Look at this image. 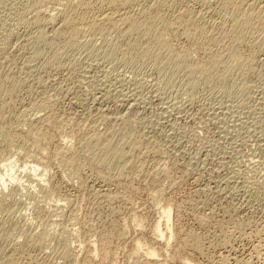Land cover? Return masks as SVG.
<instances>
[{
	"label": "rangeland",
	"instance_id": "rangeland-1",
	"mask_svg": "<svg viewBox=\"0 0 264 264\" xmlns=\"http://www.w3.org/2000/svg\"><path fill=\"white\" fill-rule=\"evenodd\" d=\"M131 1L0 0V264H264V0Z\"/></svg>",
	"mask_w": 264,
	"mask_h": 264
},
{
	"label": "bare ground",
	"instance_id": "bare-ground-1",
	"mask_svg": "<svg viewBox=\"0 0 264 264\" xmlns=\"http://www.w3.org/2000/svg\"><path fill=\"white\" fill-rule=\"evenodd\" d=\"M68 1V0H67ZM75 1V0H74ZM107 1V0H106ZM251 1H253V0H224V2H225V4L226 5H228V6H232V5H236V6H238V9H239V11L240 10H242V9H244V7L241 9V5L243 6L244 4H246V6H247V8H245V9H247V10H244V12L241 14L240 12H238V11H235V14H237V15H244L245 16V18H247V22H250L252 19H253V17H254V13H252L251 11V13L248 11L249 9H248V7L249 8H253L252 7V4H253V2H251ZM52 2V1H51ZM70 2V1H69ZM78 2H79V7H81V6H83L84 5V7L85 6H89L88 4H90V2H91V0H78ZM108 2L110 3V5L112 4V5H116V7H117V5L120 7V6H126L127 4H131V0H108ZM134 2V1H133ZM106 3V2H105ZM68 4V3H67ZM74 4V3H73ZM73 4H71V5H73ZM76 4H77V2H76ZM81 4H83V5H81ZM134 4V3H133ZM108 5V4H107ZM37 6V5H36ZM123 6V7H124ZM64 7H66V6H64ZM76 7V6H75ZM126 7H128V6H126ZM67 8V7H66ZM65 8V10H70V9H72V8H70V6H69V8L70 9H66ZM77 8V7H76ZM112 8V7H111ZM113 8H114V6H113ZM151 8V7H150ZM36 9V8H35ZM58 9V8H57ZM60 9V8H59ZM62 9V8H61ZM73 9H75L74 8V5H73ZM115 9V8H114ZM118 9V8H117ZM141 9V8H140ZM144 9V8H143ZM149 8H147V10H148ZM64 10V9H63ZM64 10V11H65ZM153 10V9H152ZM251 10V9H250ZM42 11V10H41ZM61 11V10H60ZM71 11V10H70ZM143 11V10H142ZM144 11H146V10H144ZM149 11V10H148ZM59 12V11H58ZM151 12V9H150V11H149V13ZM182 12V11H181ZM186 12V11H185ZM242 12V11H241ZM60 13V12H59ZM106 13V12H105ZM121 13V12H120ZM126 13V12H125ZM125 13H124V15H123V13H122V15H123V17L121 18L119 15H121V14H119L118 15V17H119V21L121 22L122 21V19H124L125 21H127L129 24H128V29H130L129 30V33H130V31L132 30V32H133V30H135L137 27L141 30H139L142 34H144L146 37H148V35H153L156 31H159L160 30V28L159 27H162V26H159V25H161V24H165L164 23V21H161V20H159V19H157V17H155L156 19L154 20V21H144L143 23H142V27L140 28V26H141V24H139L138 25V23L136 22V20H134V18H132V17H129V14H127L128 15V17L125 15ZM148 14V12L146 11L145 12V14ZM240 13V14H239ZM61 14V13H60ZM65 14V16H64V25L66 24V25H68V26H70L69 28L70 29H76V26H75V24H74V21H73V18L70 16L71 14H70V12L68 13L67 12V14H70V15H67L66 13H64ZM191 14V13H190ZM52 15V14H51ZM50 15V20H52V19H54V14H53V16H51ZM63 15V14H62ZM61 15V16H62ZM110 15V14H109ZM121 15V16H122ZM185 15V14H184ZM232 15V14H231ZM253 15V16H252ZM73 16V15H72ZM112 16V15H111ZM149 16H151V15H149ZM182 16H183V14H182ZM187 16V15H186ZM105 19H111V20H114V19H112V17H109L108 15H105ZM179 17V16H178ZM180 17H181V15H180ZM179 17V18H180ZM115 18V17H114ZM120 18H121V20H120ZM179 18H177L179 21H180V23L182 22V19L180 20ZM183 18H184V16H183ZM187 18H189L188 16L185 18L186 20H187ZM237 18H238V16H237ZM240 19H241V17H239ZM104 19V18H103ZM109 19V20H110ZM152 19H154V16H153V18ZM234 19V18H233ZM108 20V21H109ZM110 20V21H111ZM188 20H191V19H188ZM235 20H238V19H236L235 18ZM53 21V20H52ZM109 21V23L110 24H112L111 22ZM119 21H117L116 19H115V22H119ZM125 21L124 22H122V23H124V25L126 24L125 23ZM184 21V20H183ZM245 22H246V19L244 20ZM49 22V21H48ZM96 21H94V23H95ZM107 22V21H106ZM160 22V23H159ZM238 23L240 22V21H237ZM236 22V23H237ZM241 22H243V17H242V20H241ZM93 23V24H94ZM114 23V22H113ZM92 24V25H93ZM91 25V26H92ZM95 25H96V23H95ZM95 25H93V26H95ZM107 25V24H106ZM115 25V24H114ZM123 25V26H124ZM167 25V24H166ZM165 25V26H166ZM235 25V24H234ZM62 26V25H61ZM127 26V25H126ZM232 26V25H231ZM66 27V26H65ZM96 27H97V25H96ZM112 27V26H111ZM121 27V26H120ZM59 28V27H58ZM100 28H101V26H100ZM159 28V29H158ZM63 29V28H62ZM64 30V29H63ZM58 31V30H57ZM56 31V32H57ZM126 31H127V28H126ZM136 31V30H135ZM138 31V32H139ZM60 32V31H59ZM124 32V31H123ZM131 32V33H132ZM137 32V33H138ZM139 32V33H140ZM40 33V32H39ZM38 33V34H39ZM41 33H42V31H41ZM40 33V34H41ZM140 33V34H141ZM38 35V36H40V39L41 40H43L44 39V36L43 35ZM156 34V33H155ZM155 34H154V39H155V42H157V43H164V40L162 39V38H158V37H156L155 36ZM158 35V34H157ZM56 37V36H55ZM141 37V36H140ZM152 37V36H151ZM150 37V38H151ZM39 38V37H38ZM149 38V39H150ZM152 38V39H153ZM148 39V38H147ZM148 39V40H149ZM45 40V39H44ZM154 42V41H153ZM128 44H130V43H128ZM131 45V44H130ZM112 47V46H111ZM132 47V46H131ZM117 48V47H116ZM129 48H130V46H129ZM109 49V48H108ZM114 50L115 49V46H114V48L112 47L111 49H109V51H110V53L112 52L111 50ZM116 50H118V49H116ZM126 50H127V48H126ZM117 54V53H116ZM105 55V54H104ZM179 55H180V53H179ZM110 61V60H109ZM202 70H206V69H204V68H202ZM207 73V72H206ZM120 81V80H119ZM125 85V84H124ZM176 103V102H175ZM129 106V105H128ZM128 111V110H127ZM104 119V118H103ZM125 120V119H124ZM32 128V127H31ZM32 130V129H31ZM35 130H36V128L34 129V132H35ZM7 133V132H6ZM31 133H32V131H31ZM35 134V133H34ZM36 135H37V132H36ZM39 135V134H38ZM38 135H37V138H34V139H37V140H42V138H40L41 136L39 135V138H38ZM102 135V134H101ZM110 135V134H109ZM5 136V135H4ZM11 136V135H10ZM9 136V137H10ZM34 136V135H33ZM2 137V136H1ZM96 137H97V134H96ZM106 137V136H105ZM12 138V137H11ZM95 138V137H94ZM98 138H99V134H98V137H97V140H98ZM107 138H108V135H107ZM96 139V138H95ZM5 140H6V137H5ZM8 140H10V139H8ZM36 141V140H35ZM98 141H100V143L102 144V146L104 147V149L106 150V152H112V153H114V156L115 157H118V159H120V158H122V152L120 151V147H118V148H116V147H114L113 145L111 146V144H112V142H109V140L108 139H106V138H103L102 139V136H100V139L98 140ZM6 142V141H5ZM37 142V141H36ZM126 143L124 142V144L122 143V146H124ZM119 146H121V145H119ZM121 146V147H122ZM122 154V155H121ZM7 160V159H6ZM5 160V163L3 164V167H4V173H3V175H2V177H1V182H2V185H3V188L5 189L6 187H7V185L8 184H11V180H15V176H14V174H15V163L14 162H11V161H6ZM121 160V159H120ZM1 168V167H0ZM75 171H77L76 169H75ZM120 172V171H119ZM75 174V173H74ZM80 174V173H79ZM44 175V174H43ZM46 175V174H45ZM77 175V174H76ZM41 176V175H40ZM5 177H7V178H5ZM71 180V179H70ZM21 184V183H20ZM22 186H23V184H22ZM7 189V188H6ZM7 194V193H6ZM25 195V194H24ZM4 196V195H3ZM3 198V197H2ZM171 219V207H170V204L169 203H167V204H163L162 205V220H164V221H166L167 223L169 222V220ZM15 228V227H14ZM2 230V229H1ZM167 230H169V228H167ZM157 232H159V234H160V236L161 237H163V236H165V232H163L162 230H161V222H159V224H157ZM169 232H170V230H169ZM13 234V233H12ZM10 236V235H9ZM5 238V237H4ZM161 239H163V238H161ZM189 239L193 242L192 243V248H194V249H201L200 248V244L198 243V241H197V238L195 237V236H193V235H191V236H189ZM157 254H155V256H156Z\"/></svg>",
	"mask_w": 264,
	"mask_h": 264
}]
</instances>
